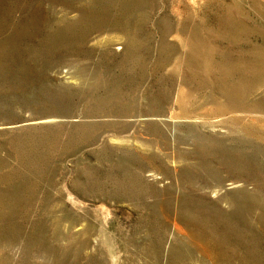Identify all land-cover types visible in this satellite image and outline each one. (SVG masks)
I'll return each instance as SVG.
<instances>
[{
  "label": "rangeland",
  "instance_id": "rangeland-1",
  "mask_svg": "<svg viewBox=\"0 0 264 264\" xmlns=\"http://www.w3.org/2000/svg\"><path fill=\"white\" fill-rule=\"evenodd\" d=\"M223 2L0 0V174L8 168L17 173L10 174L14 178L7 183L6 210H0V264H168L171 248L184 260L198 255L209 264L207 244L221 253L225 264H264V193L237 188L220 198L204 196L200 189L211 179L202 165L234 159L246 169L264 164V132L248 123L255 115L208 111L207 93L218 86L203 85L194 103L181 108L170 104L172 113L168 107L164 112L176 121L186 116L209 120L170 127L174 144L161 124L127 122L144 118L146 110L139 102L159 90L172 99V63L163 58L179 53L180 47L174 34L167 33L168 25L182 20L191 36L201 23L218 27L230 0ZM111 26L132 28L126 30L133 41H118L122 47L117 50L115 40L121 35L117 29L109 31ZM238 34L216 41L197 32L193 45L199 52L215 51L219 59L224 49L235 53L248 48L251 39ZM257 37L252 38L255 43H264ZM261 90L247 95L256 98ZM121 104L130 106V112L116 111ZM44 116L58 123L8 128ZM192 131L217 135L225 146L200 142ZM119 133L128 137L127 145L108 143ZM14 147L43 156L36 164L17 163L10 153ZM174 158L180 162L173 174L165 162ZM147 160L158 165V179L146 178ZM198 168L207 178L195 177ZM174 225L183 234L173 231Z\"/></svg>",
  "mask_w": 264,
  "mask_h": 264
},
{
  "label": "bare ground",
  "instance_id": "bare-ground-1",
  "mask_svg": "<svg viewBox=\"0 0 264 264\" xmlns=\"http://www.w3.org/2000/svg\"><path fill=\"white\" fill-rule=\"evenodd\" d=\"M214 1L219 3V4L221 2L224 3L223 2L224 0H214ZM226 7L227 8L225 9L224 13L220 17V21H221L220 26H218V27H212V26L206 27L204 24L201 23L202 29L197 27L194 30L193 36H191L192 31L190 30V27L188 29L186 26V28H187V30H186L182 26V22H181L182 20L180 21L179 19H175L174 22H172L170 25H168V28H167L168 30H166L167 33L168 34L169 33L174 34V36L176 37V40L174 43L180 47L179 53H172L171 52V53L166 54L165 57L163 58L166 61L169 59L172 63L170 65V67H171L170 70L173 73V75L171 77V85H170L171 88H173V93H172L173 96L171 97L172 99L166 100V97H165V94L163 93V91L159 90L147 102L146 101L143 103L139 102V105H141L146 110V115H144L145 117L144 118L142 117V119L136 118L137 120H130L129 119L127 122H133V123L140 122V123H142V122L148 121V122H152V123H156V124H161L162 126L165 127V129H167L165 131H167L166 134H167L168 140L170 141V143L173 142V144H174L175 140H176L175 139V133L173 130H170V127H176L180 124H183L181 122L191 123V125H197V122H199V120L202 121V123H207V121H209V120H203V119L201 120L198 117L186 116L187 119L185 118V120H183V121H176L175 119H172L171 117H169L167 114L165 115L164 114L165 110L168 107L169 113H172L171 107L174 108V105H176L177 107H178V105H180V108H181V106H184L185 104L189 105V103H192L194 100L197 99V95H196L197 91H198L197 89L199 87H202L203 85H206V86H209V88L213 87V86H218L217 90H211L210 89V91L207 93V97H208L207 99L209 100V102H210L209 104L211 106V108L208 109V111L209 110L211 111V109H212V111L214 113H220L222 115L226 114V113H238V112H247L250 114H254L255 115L254 118L256 120L254 119L255 121H253V120H251L250 122L248 121V123L250 125L254 126L255 128L261 130V132H264V87H262V86H264V82H262V81H264V43L258 44L257 42L256 43L254 42L255 39H254V41L252 40L253 37L258 38L257 36L264 38V0H230V2L228 4H226ZM217 17H219V16L217 15ZM186 18H188V17H186ZM122 20H124V19H122ZM106 26L108 27V24ZM120 27L114 28V26L113 27L111 26V27L107 28V29H109V31H110V29L112 30V28L117 29V31H118L117 33H119L121 35L120 39L115 40L117 42L114 45L117 46L116 47L117 50L121 49V47H122V46H120V45H122L121 42H118V41H120V40H122L124 42H129V40L133 41L131 39L132 37L130 38L129 34L127 33L128 31L130 32L132 28L130 30H128L127 29L128 27L125 26V27H127L126 28L128 30L127 31L124 27H122V28H120ZM197 32H203L204 34H206L207 36L209 35L211 38L215 39L216 41L219 39H221L220 41H228L230 39H235L233 37H234V35L237 36L238 33H239L238 36H241V37L243 35H246L245 36L247 38V40L245 38L246 41H248L249 39H251L252 41L250 40V43H249V46L247 49L238 50L236 52L234 51L235 53H231V52L224 53L225 52V49H224L222 52L223 56L219 57V59H216V58H214V55H216L215 51L213 52V50H212V51H201V52H199V51H197L198 49L194 48L193 44L195 42L193 43V40L197 36L196 35ZM115 35H117V34H115ZM123 38H124V40H123ZM240 39L238 42H240ZM236 40H238V39H236ZM229 43H230V41H229ZM197 44H198V42H197ZM212 44H211V47H212ZM231 45H233V44H231ZM127 46H128V44H127ZM225 46L228 47L227 44H225ZM123 52H125V51H123ZM211 62H213V65L210 64ZM198 64H200V65L204 64L205 66L204 67L202 66V68L199 66L200 68H198ZM164 66H166V65H164ZM260 88L262 89L261 90V96L258 95L259 96V97L257 96L258 98L257 97L256 98H253V97L249 98L250 95L248 96L247 95L248 93H250L252 90H255V89L260 90ZM199 92H200V90H199ZM149 96H150V94H149ZM201 102H203V101H201ZM170 104H172L171 107H169ZM116 105H117V103H116ZM118 107L119 108H116V111H118L120 113L130 112L129 111L130 106L128 107L127 105H125L124 108H122L123 106L121 104V106H118ZM186 107H188V106H186ZM111 110H110V112H111ZM187 115H190V114H187ZM243 115H245V114H243ZM140 116H143V115H140ZM251 117L252 116H250V118ZM52 118L53 117H49V116L45 117L44 116L43 118L40 117V118H33V119H24L18 123H15V122L10 123V126L8 128L15 129V128H21V127H30V126H38V125L58 123L57 120L52 119ZM247 118H248V116L244 119H247ZM148 122H147V124H148ZM187 125H189V124H187ZM210 127L214 128L215 126L212 125ZM169 131H170V134H169ZM197 132L192 131V134H193L192 137H194L196 140L198 139L200 142L202 140H206L208 143L215 145L216 148L220 147L219 145L225 146V141H223V139L220 140V139L216 138L215 136H217V135H215V136L212 134L206 135V133L205 134H203V133L198 134L199 132L198 133ZM214 132L215 131H213V133ZM219 137H220V135H219ZM108 141H109L108 143L120 145V146L121 145H127V143L129 142L128 137L126 138V136H122L120 133H119V135L118 134L112 135L108 139ZM207 142H204V145ZM129 144H131V143H129ZM198 144H200V143H198ZM201 145H203V144H201ZM25 147H14V148H12V150H10V153L14 156L13 158L16 160L17 163L23 162V163L28 164L30 162L31 163L33 162L32 164H36L38 159L42 158L43 153H41L38 150H34V152H33L34 154H33L30 149H27ZM201 147H202L201 153H204V155H206L207 152H205V150H203V146H201ZM206 147H209V146L206 145ZM206 147H205V149H206ZM208 149H210V148H208ZM221 150L223 151V149H221ZM224 150H225V148H224ZM195 151H196V149H195ZM209 152H208V155H209ZM227 152L228 151H226L225 153H227ZM231 153H234V150ZM231 153H229L228 155H230ZM31 154H32V156H31ZM198 154H199V152H198ZM215 155H214V157H215ZM191 156H192V154H191ZM201 156L203 157V155H201ZM224 158H225V156H224ZM224 158H223V160H224ZM233 158H235V157H233ZM179 162H180L179 160L174 158L169 162L166 161L165 165L167 166L169 171L174 174V171L176 169L175 165ZM147 163H148L149 169H147L146 172L147 173L150 172V173L148 175L146 174V178L151 179V180L158 179V177H157V175H158L157 174V166L158 165L156 166L155 165L156 163L153 164L152 161H148V160H147ZM190 165H192V164H190ZM205 165H208V164H205ZM193 166H195V165H193ZM195 168H197V167H195ZM201 169L203 170V172H206V175L208 177L211 178V179H206L207 181H203V185L200 186V189L202 190V194L204 196L212 195V197H219L220 196V198H221V197L225 196V192H228V190H231V189L238 190L237 188H239L242 191H246V192L253 193V194H255L257 192L264 193V190L261 189V186L264 187V164H260V165H256V166L254 165V167L252 166V168L246 169L245 165L240 161V159H234L231 162L229 161L228 163L218 161L216 163H213L212 166H208V167H204L202 165ZM185 171H187V170H185ZM193 172H191V173H193ZM203 172L200 173V169H199V173H197L196 174L197 176L195 175V177L197 178L198 175H200V176L204 175V177L207 178ZM14 173H15V175L17 174L15 169L8 168L3 173L0 174V210L1 211L6 210L5 206L7 205L6 200H8L7 198H8V191H9V185H7V183L9 184L8 181H10L12 179V177L14 178V176H10V174L14 175ZM186 173L188 174L189 170ZM7 176L10 179H8ZM189 177H191V176H189ZM116 183L117 184L120 183V180H119V182H116ZM249 186H251V187H249ZM20 191H21V189H20ZM19 194H21V193H19ZM11 195H9V196H11ZM17 195H18V193H17ZM70 195L71 194H68L67 196H70ZM12 199L14 200V198H12ZM70 199L72 200V202L75 200V198H70ZM5 203H6V205H5ZM20 203H19V205H20ZM16 205L18 206L17 203H16ZM13 206H15V205H13ZM13 206H11V207H13ZM20 208H21L20 206H19V208L16 207V209H20ZM203 216H205V215H203ZM193 217H195V216H193ZM200 217H202V216H200ZM202 218H204V217H202ZM197 221L199 222V219ZM205 221H206V219H205ZM193 223H194V221H193ZM200 226H201V224H200ZM209 226H211V225H209ZM202 227H204V223H203ZM206 227H208V226H206ZM193 228H195V227L193 226ZM172 229H173V231H176L177 234H183L182 231L180 230V228H178L176 225H174ZM214 229L216 230V228H214ZM223 229H225V228H223ZM217 231H218V229H217ZM224 231L225 230H223V233H224ZM195 232H196V230H195ZM203 232H205V231H203ZM203 232H201V233L203 234ZM215 232L216 231H213L214 235L218 234V236H219V233L216 234ZM227 232H229V231H227ZM198 233H199V231H198ZM214 235L209 236V237H211V239L213 240ZM220 235H222V232ZM202 237H203V239L207 238V237L204 238V236H202ZM186 239H188V238H186ZM217 239H218V237H217ZM206 242L207 241L205 240V243ZM162 243L163 242H161L160 246L163 245ZM211 243L213 244V242H211ZM216 243L218 244V241ZM204 244L202 243V245H204ZM208 245L209 244L206 245L207 246L206 248H208L207 249L208 252L205 253V257H207V261L209 260V264H222L223 263L222 259L221 260L219 259V256L221 253L214 250L213 248H215V247H213L212 245H210V246H212L213 248L212 247L209 248ZM214 245H216V244H214ZM201 249H202V247H201ZM226 250H224V251H226ZM202 254H201V256H202ZM229 254H230V252H229ZM203 257H204V255H203ZM186 260H184V258H181L180 255H176V251L174 250V248H171L169 258H168V264H203V263L206 264V262H204L201 259V257L198 255L196 256V258H192V259L189 258L187 261ZM225 260H227V259H225ZM225 263H223V264H225Z\"/></svg>",
  "mask_w": 264,
  "mask_h": 264
}]
</instances>
